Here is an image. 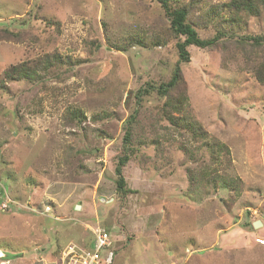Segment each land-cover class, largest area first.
Segmentation results:
<instances>
[{
	"label": "rangeland",
	"instance_id": "1",
	"mask_svg": "<svg viewBox=\"0 0 264 264\" xmlns=\"http://www.w3.org/2000/svg\"><path fill=\"white\" fill-rule=\"evenodd\" d=\"M228 1H181L201 38L232 34L187 46L172 113L204 132L192 138L155 91L134 94L167 80L178 58L156 0H0V264H43L97 226L113 239L112 264H264V6L231 20ZM157 35L168 40L134 43ZM19 64L41 77L4 78ZM72 110L85 118L71 122ZM129 125L121 194L114 167ZM205 169L225 183L194 180Z\"/></svg>",
	"mask_w": 264,
	"mask_h": 264
},
{
	"label": "trees",
	"instance_id": "2",
	"mask_svg": "<svg viewBox=\"0 0 264 264\" xmlns=\"http://www.w3.org/2000/svg\"><path fill=\"white\" fill-rule=\"evenodd\" d=\"M160 7L163 8L165 11L166 16L168 17V27H167V34L176 37L175 46L178 54L177 61L172 69V72L169 78L158 85H153L149 82H146L144 86H141L135 91L136 100H141L144 94H147L151 91H155L159 98H162L163 101L159 105V110L163 117L175 128L183 127L192 138H199L204 137V132L201 128L196 126V124L192 121L185 119L184 117L174 116L172 112H181V108L183 105V101L185 97L182 93H178L179 87L183 84V76H182V62H189L190 61V54L187 50V46L194 45L200 48L206 47H213L222 39L228 38V36H232V34L226 32L225 29L215 27V34L209 38H201L198 35L196 28L200 26V22L198 19L192 18L191 14V7L192 5L184 4L182 0H156ZM228 6L231 7V20H237L240 17L241 12L245 15H257L260 13L261 7L264 6V0H229ZM219 13L215 10V8L211 9L210 12L206 15L203 25L207 23L215 24V13ZM224 21V19L222 20ZM217 26V25H216ZM221 26V24H220ZM182 38V39H181ZM242 40L252 39L255 42L257 39L254 36L245 35L241 37ZM168 39L162 38L161 36H153L149 39H134V43L138 45L144 46H154V45H161L165 44ZM60 57L54 55L53 57L45 60L44 62V69H47L51 66H55L58 61H60ZM41 68V69H43ZM38 75L36 78H34ZM3 76L6 79H13V78H27L30 80L39 79L41 77V73H36V68L32 67H25L23 64L13 65L9 68L5 69L3 72ZM85 116L81 111L72 110L70 115H68V119L71 122L80 123ZM135 120V116H129V124ZM130 125L126 128L123 141H122V150L121 153L117 156V161L114 167L115 173V189L120 192L121 194L127 193L131 191L129 188L125 187L126 181L124 179L122 170L124 165L130 159V156L134 153V148L131 144V129ZM207 146H209L206 143ZM218 148V150H227L225 145L221 143H214L213 146ZM211 152V148H209ZM212 155V154H211ZM217 158L215 155L214 159ZM194 180L197 182H210L212 186L217 184V180L221 179L224 183V176L220 175L216 169H205L199 173L198 179L195 175ZM189 180L191 185L194 184V180H192V176H189ZM193 182V183H192ZM230 182L236 184V180L230 178ZM237 185V184H236ZM226 186V185H225ZM3 193V191H1ZM60 250V249H59ZM58 250V251H59ZM56 251L55 254L58 252ZM54 255V254H53Z\"/></svg>",
	"mask_w": 264,
	"mask_h": 264
},
{
	"label": "built area",
	"instance_id": "3",
	"mask_svg": "<svg viewBox=\"0 0 264 264\" xmlns=\"http://www.w3.org/2000/svg\"><path fill=\"white\" fill-rule=\"evenodd\" d=\"M113 239L106 228H91V241L86 245L69 243L43 264H112L114 259Z\"/></svg>",
	"mask_w": 264,
	"mask_h": 264
},
{
	"label": "water",
	"instance_id": "4",
	"mask_svg": "<svg viewBox=\"0 0 264 264\" xmlns=\"http://www.w3.org/2000/svg\"><path fill=\"white\" fill-rule=\"evenodd\" d=\"M80 206L78 204L75 205V208L78 209ZM259 225H261V222L259 220H256L252 223V226L254 228L258 227Z\"/></svg>",
	"mask_w": 264,
	"mask_h": 264
}]
</instances>
